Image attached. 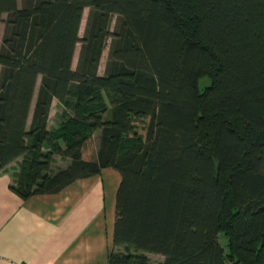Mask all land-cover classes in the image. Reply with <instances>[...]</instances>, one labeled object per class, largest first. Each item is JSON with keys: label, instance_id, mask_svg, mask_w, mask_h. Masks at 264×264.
<instances>
[{"label": "trees", "instance_id": "16d2710c", "mask_svg": "<svg viewBox=\"0 0 264 264\" xmlns=\"http://www.w3.org/2000/svg\"><path fill=\"white\" fill-rule=\"evenodd\" d=\"M1 24L0 172L22 158V198L111 167L109 264H264V0H0Z\"/></svg>", "mask_w": 264, "mask_h": 264}, {"label": "crops", "instance_id": "0c3cea01", "mask_svg": "<svg viewBox=\"0 0 264 264\" xmlns=\"http://www.w3.org/2000/svg\"><path fill=\"white\" fill-rule=\"evenodd\" d=\"M35 102L34 97L29 125ZM52 115L51 110L49 129L57 128L60 122L53 123ZM97 152L94 145L93 160ZM58 158L62 163H55ZM20 162L22 158L0 172V264H109L111 252L117 250L114 227L120 173L104 168L100 174L78 179L58 193L24 199L12 187ZM69 162V158L56 155L52 172L66 168ZM146 255L151 263L164 261L161 254Z\"/></svg>", "mask_w": 264, "mask_h": 264}, {"label": "rangeland", "instance_id": "374dc122", "mask_svg": "<svg viewBox=\"0 0 264 264\" xmlns=\"http://www.w3.org/2000/svg\"><path fill=\"white\" fill-rule=\"evenodd\" d=\"M18 1H19V5L22 6V0H18ZM89 12H90V9L86 8V10L84 12L83 20H82L81 29H80V36L81 37H83L85 34V29H86V25H87ZM115 23H116V20L113 21L112 28H114ZM4 31H5V24H1L0 25V47H1L2 38L4 35ZM109 46H110V40L108 41V46L104 50L103 56L101 59V64H100V69H99V73L101 75L105 74V68H106V64H107V60H108V54H109ZM80 50H81V43L78 44L76 52H75L74 61H73V67L74 68L77 67ZM0 72H1V67H0ZM209 83H210L209 79L207 77H204V78L200 79L199 86L202 89L204 86H206ZM39 84H40V78L38 80V85H37L36 93L34 96L35 98L37 96ZM62 110H63V108L61 107V105L58 104V102L56 100L52 106L53 115H52L51 121H53V123H55L56 121H58L60 119V114L62 113ZM53 123L51 125H53ZM100 133H101V130H97L95 132L94 145L96 148H98L97 147L98 143H99L98 135H100ZM62 161L63 160H61V158L55 159V163H62ZM54 165H55V168L59 167V166H57V164H54ZM219 240H220L221 245L225 248V250L227 252L228 251V239H227V237L221 233L219 236ZM152 264H158V263H157V261H155L154 263L152 262ZM240 264H242V263H240Z\"/></svg>", "mask_w": 264, "mask_h": 264}]
</instances>
